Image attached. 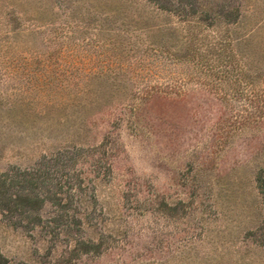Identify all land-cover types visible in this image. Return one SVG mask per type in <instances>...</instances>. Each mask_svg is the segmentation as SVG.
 I'll return each mask as SVG.
<instances>
[{"label": "rangeland", "instance_id": "1", "mask_svg": "<svg viewBox=\"0 0 264 264\" xmlns=\"http://www.w3.org/2000/svg\"><path fill=\"white\" fill-rule=\"evenodd\" d=\"M137 12L172 33L230 16L253 85L175 61L134 84ZM260 175L264 0H0V264H264Z\"/></svg>", "mask_w": 264, "mask_h": 264}, {"label": "trees", "instance_id": "2", "mask_svg": "<svg viewBox=\"0 0 264 264\" xmlns=\"http://www.w3.org/2000/svg\"><path fill=\"white\" fill-rule=\"evenodd\" d=\"M157 8L158 7H156L154 12H151V15L155 14ZM159 9L160 10L157 11H161L160 14L163 16L167 17V14L170 13H168V10L166 8ZM231 14H233V12H231ZM133 16L136 18L134 21L135 26H131L130 24L127 25L123 19V21H121L119 24L118 33H120V35L123 34L124 37L130 34H138L137 40L139 39V43L136 46L137 49H135L134 44V54H120V56H118L117 58V61L122 70L123 68L129 69L132 66L137 70L135 74L133 73L130 76L134 84L137 85V82L138 85L141 83H143V85H146L148 83L155 84L157 81L164 78V61L167 64L169 62L175 61L176 63H191L194 69H198L202 73L211 72V75H214L216 80L222 82L229 81V86H235L233 88V95L235 99L242 97L244 95V90L246 89V87L253 85L252 83L245 81V74L248 68L243 67V65L240 66L238 57H240L241 55L238 53V50L236 51L234 49V44L236 42H239L240 44V42L245 41L248 36H240L239 38H234L232 36L231 27L236 26L237 22H233L230 16L229 18L225 14L222 16V18L227 19L225 22V26L222 27L220 25L209 26L207 24H204L205 18L201 14L199 18H193L195 20L191 19L187 26L181 27L178 30L173 29V33L170 29H166L167 23L152 26L151 24H149L150 20H148L147 17V24L145 20V23L142 25L141 23L142 20H144L145 16L139 12H137V14ZM173 17L176 18L177 16L174 15ZM178 17L181 18V16ZM214 27H218L215 35H206V29ZM166 30L167 32L168 30H170V32L168 33L169 35H179V40L176 41L179 42V51L174 50V44L173 46H170L168 44L167 40H174V36L167 35ZM142 34L143 39L141 38ZM126 44H129V41L125 42V44L118 43V41L117 43L112 42L110 45L123 47L122 49L126 50ZM139 46L141 48H139ZM129 50H131V48H129ZM125 58L128 59V62L125 61ZM129 58H131V61L129 60ZM218 73L223 75L218 76ZM240 75H243V78L242 76L240 77ZM104 76V72H102L101 74H94L95 80ZM158 91L159 94L162 93L161 89L157 86L149 85L143 93L144 97H138L137 100L139 101L140 99V101L143 102L141 104H143L144 106L145 103L151 100L153 95H156ZM79 93L81 92H77V100H84L83 97L81 99V94ZM175 96L178 95L175 94ZM80 105L82 108L83 103ZM256 182L257 184L264 185V178L262 177V175L257 176Z\"/></svg>", "mask_w": 264, "mask_h": 264}]
</instances>
